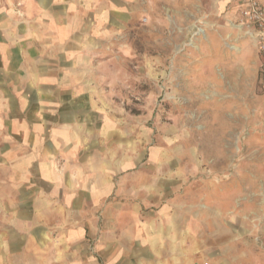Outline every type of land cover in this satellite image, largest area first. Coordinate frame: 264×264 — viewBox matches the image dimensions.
Instances as JSON below:
<instances>
[{
	"label": "crops",
	"instance_id": "1",
	"mask_svg": "<svg viewBox=\"0 0 264 264\" xmlns=\"http://www.w3.org/2000/svg\"><path fill=\"white\" fill-rule=\"evenodd\" d=\"M134 1L0 0V171L10 172L9 204H60L52 239L44 222L1 233L0 264H32L40 246L53 255L41 264H262L256 242L247 256L238 240L257 236L256 227L221 229L219 208L187 196L140 200L141 171L109 151L120 135L95 109L89 77ZM103 202L98 226L92 209Z\"/></svg>",
	"mask_w": 264,
	"mask_h": 264
},
{
	"label": "rangeland",
	"instance_id": "2",
	"mask_svg": "<svg viewBox=\"0 0 264 264\" xmlns=\"http://www.w3.org/2000/svg\"><path fill=\"white\" fill-rule=\"evenodd\" d=\"M236 1L135 0L128 24L92 61L98 74L89 77L97 85L90 94L120 135L109 146L114 159L141 171L140 200L187 196L219 208L221 229L256 227L257 236L238 240L247 256L254 240L264 264V77L254 44L233 24ZM9 174L0 171V234L44 222L52 239L60 204H9ZM106 205L92 209L98 226ZM16 211L49 219H12ZM43 255L47 246L31 263Z\"/></svg>",
	"mask_w": 264,
	"mask_h": 264
},
{
	"label": "built area",
	"instance_id": "3",
	"mask_svg": "<svg viewBox=\"0 0 264 264\" xmlns=\"http://www.w3.org/2000/svg\"><path fill=\"white\" fill-rule=\"evenodd\" d=\"M238 5L233 24L254 44L264 77V0H238Z\"/></svg>",
	"mask_w": 264,
	"mask_h": 264
}]
</instances>
